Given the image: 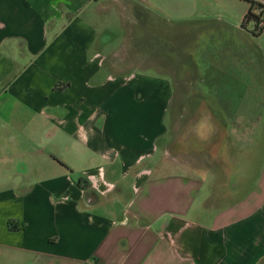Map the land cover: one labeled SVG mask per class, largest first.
<instances>
[{
	"label": "crops",
	"instance_id": "obj_1",
	"mask_svg": "<svg viewBox=\"0 0 264 264\" xmlns=\"http://www.w3.org/2000/svg\"><path fill=\"white\" fill-rule=\"evenodd\" d=\"M210 1L0 0V264L264 262V33L237 25L178 111V83L100 42L156 10L236 6Z\"/></svg>",
	"mask_w": 264,
	"mask_h": 264
},
{
	"label": "rangeland",
	"instance_id": "obj_2",
	"mask_svg": "<svg viewBox=\"0 0 264 264\" xmlns=\"http://www.w3.org/2000/svg\"><path fill=\"white\" fill-rule=\"evenodd\" d=\"M235 2L234 9L230 8L228 11H222V7L216 8L218 11H215L213 16L189 13L184 19L177 21L170 20L156 10L154 16L147 18L145 21L134 23L130 19L125 20L127 29H125L124 39L121 37L122 32L119 31L118 25L109 23L107 33L101 37L100 42L105 41L107 49H119L125 44L124 52L132 50L133 54L139 55L138 64L142 67L157 65L158 70L148 69L146 70L147 73L172 79L173 82L178 83L176 87L174 86L175 91H177V99L176 102L174 101L173 109L177 111L180 109L193 110L198 107L200 102L178 100L180 96L178 91L183 84L190 93L195 89V82H199V78L203 76V73L209 79L212 75L209 74L212 67L214 65L221 66L224 63V59L216 58L215 51H219V44H223L224 40L225 42L229 41L228 35L232 34L231 31L235 30L237 25H241V29L243 25V14L240 6L246 5L238 0ZM207 3L208 5H204V8L214 6L210 0ZM253 28V25H250L247 29L253 30ZM247 29L244 31H247ZM121 30L123 31V29ZM213 31L218 33L215 41L208 36ZM250 46L255 59L259 63L257 66L260 67V70L258 68L252 69V76L257 78L262 76L260 78L264 85V36L253 40ZM225 103H228V101H225ZM262 103L264 104V101ZM263 108L264 106L258 107L257 112ZM258 119L259 116L257 115ZM254 131H257V129ZM256 150L254 143L243 148L239 145L237 147L238 154L241 152L252 154ZM252 157L247 156V158Z\"/></svg>",
	"mask_w": 264,
	"mask_h": 264
},
{
	"label": "trees",
	"instance_id": "obj_3",
	"mask_svg": "<svg viewBox=\"0 0 264 264\" xmlns=\"http://www.w3.org/2000/svg\"><path fill=\"white\" fill-rule=\"evenodd\" d=\"M250 5L249 11L246 14L244 21H243V28H248V26L253 25L254 31L253 33L256 35H261L264 33V26L263 28H259V24L261 22L264 23V5L260 4L254 0H241ZM72 175L75 179V182L80 186V187H88L89 182L79 174L72 172ZM10 227L12 228V225L10 224Z\"/></svg>",
	"mask_w": 264,
	"mask_h": 264
},
{
	"label": "flooded vegetation",
	"instance_id": "obj_4",
	"mask_svg": "<svg viewBox=\"0 0 264 264\" xmlns=\"http://www.w3.org/2000/svg\"><path fill=\"white\" fill-rule=\"evenodd\" d=\"M260 111H261V110H260ZM259 113H260V112H259ZM255 117H257V114H256L253 118H251V119H248V118H247V120H248L249 122H251V121L254 120ZM251 123H252V122H251Z\"/></svg>",
	"mask_w": 264,
	"mask_h": 264
},
{
	"label": "built area",
	"instance_id": "obj_5",
	"mask_svg": "<svg viewBox=\"0 0 264 264\" xmlns=\"http://www.w3.org/2000/svg\"><path fill=\"white\" fill-rule=\"evenodd\" d=\"M263 26H264V23L261 22V23L259 24V28L261 29V28H263Z\"/></svg>",
	"mask_w": 264,
	"mask_h": 264
}]
</instances>
